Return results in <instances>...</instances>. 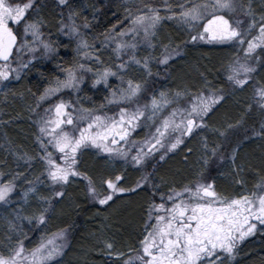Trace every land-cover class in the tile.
Returning <instances> with one entry per match:
<instances>
[{"label": "snow or ice", "instance_id": "obj_1", "mask_svg": "<svg viewBox=\"0 0 264 264\" xmlns=\"http://www.w3.org/2000/svg\"><path fill=\"white\" fill-rule=\"evenodd\" d=\"M59 6H69L68 0H58ZM243 8V5L239 6ZM37 9L36 0H0V83L8 81L15 73V79H20L19 68H27L28 63H20L13 67L16 58L28 52L43 50L42 54H52L55 49L52 43L45 41L42 28L43 21L34 20L32 13ZM238 10L236 0H211V2H193L181 5V11L173 17L185 25L203 28V33L193 35V41L232 43L239 46L244 53V62L237 61L225 69V76L229 82L239 88L249 85L250 74L255 69L247 63L248 57L256 49L264 50V16L257 24L251 5H248L245 15L252 16V23L246 29L241 28L243 21H233V14ZM130 27L117 35L128 37L133 41L121 40L116 43L114 51L120 63L116 71L105 67L102 71L93 72L92 67L79 64L84 71L93 72V86L103 84L109 87L108 79L127 74L132 64L142 68L146 75H151L149 58L137 59L134 52L129 53V60L121 59L124 49H135L140 37L149 47H155L152 38L156 35V28L162 17L155 9H149L142 14L129 18ZM71 20V15L69 16ZM12 25L23 28L24 39L18 43L20 32ZM87 27V24L84 25ZM256 29V31H254ZM61 31H66L70 37L81 35L75 23L63 25ZM78 53L83 51L86 59L94 57V49L86 39L81 37L77 44ZM15 50V51H14ZM178 54V53H176ZM172 52L165 51L158 58V63L168 65ZM96 62L99 57H94ZM67 76L57 80L54 87L45 90L39 97L40 101L48 100L52 95L63 89L79 90L81 76L72 68H64ZM123 85L119 93L113 92L112 102L118 103L119 109L115 116L83 113L74 115L77 110L63 100L46 108L44 115L37 121L39 136L37 141L41 148L40 162L44 168L43 175L50 182L53 198L66 195L64 186L74 182L73 178L83 181L87 186V193L91 199L100 205H109L118 193L135 191L122 186V175L109 174L99 182L92 175L80 168V157L83 150L95 148L111 158L129 161V152L120 146L131 145L135 154L131 156L134 166L141 165L146 158L155 157L164 160L167 153L174 151L183 137L190 136L196 128H206L205 117L215 114L216 106L224 100L222 90L207 92L201 90L190 93L187 90L166 93L161 91L153 94L149 99L145 96L142 81L119 76ZM255 104L264 116V85L255 89ZM141 100H147L141 104ZM39 103L37 107H39ZM72 108V111H69ZM252 110V106H248ZM150 122V123H149ZM142 127H149V132L141 143L130 140L133 132ZM228 127H233L229 124ZM216 131H219L218 129ZM264 133V123L261 124ZM221 136L226 135L220 132ZM205 152L203 165L210 163L217 155V146L209 147L204 142ZM25 158V157H22ZM31 159V158H27ZM235 162V153L232 156ZM0 175H3L0 173ZM20 173H16L19 176ZM43 183V181H41ZM31 183V181H29ZM15 177L9 176L5 181L0 179V203H9V197L15 190ZM137 187H142L138 182ZM259 193L243 195L239 198H224L211 183L192 179L179 190L169 188L168 192H152L153 200L149 202L148 221L145 231L138 241L136 255L128 254L123 264H229L234 257L237 243L253 234L258 226H264V183L258 186ZM156 186H154V189ZM37 188L30 187L23 193L28 200L30 194H36ZM159 195V203L155 197ZM42 203L37 206L38 215L27 217L31 222L35 219L41 225H47L48 207L51 200L42 197ZM17 213V219H24ZM10 232L16 231V226L9 222ZM66 229L53 233L48 239H42L38 246L26 249L23 241L18 240L13 246L9 243L5 253L0 254V264H52L57 256L62 254ZM9 242L11 236L8 237ZM112 249L111 243L107 244Z\"/></svg>", "mask_w": 264, "mask_h": 264}, {"label": "rangeland", "instance_id": "obj_2", "mask_svg": "<svg viewBox=\"0 0 264 264\" xmlns=\"http://www.w3.org/2000/svg\"><path fill=\"white\" fill-rule=\"evenodd\" d=\"M111 1H114V3H112L113 6L118 5V7L122 9V12L120 13V21L114 28L97 35V33L91 30V18H89L87 14L88 9L90 8V4H85L83 0H68V4L71 5V7H69L67 5L59 6L58 0H36L37 9L32 13V17L34 20L43 21V38L45 39V41H49L52 43L55 52L52 54H42L43 50L41 49L40 51L28 52L20 55L18 58H16V62L13 64V67H18L20 63H28L29 65L27 68H19L20 79H15V73H13L12 77H10L8 81L0 83V148H2V151H4L5 153H9L12 156V160L15 161V165H18L19 168H21L23 165H27L28 161L30 162V159L27 158L30 157L24 153L9 148L8 138L16 136L17 132L12 130L7 131V137H5V132H3V130L5 127L4 125H7V122L6 124H4L3 116L7 110L15 107L13 105L16 104L18 106V103H16L17 100L21 101L22 97H19L20 95L11 94L14 92V90H18L20 85H24V89L29 90V85L34 84V87L36 89L42 81H45V86L40 88L39 93L31 98L28 108L23 102L22 107L19 108L22 109V114L24 116L27 112V115L29 117L28 120L30 121V125H32V128L35 132L34 144L36 145V148L38 149V153L40 155L41 148L37 141V137L39 136V127L37 121L41 116L44 115V111L46 108L50 107L54 103L59 102L60 100H63L66 104L74 107L77 110L74 115L77 116L80 115V110L82 109L88 110L87 112L83 113L84 115L93 113L97 115L115 116L118 113L120 105L118 103L112 102L113 92L115 91L119 93L120 88L124 86L119 76H123L125 81L128 78H134L142 81L145 88V96L149 99L154 93L158 95L161 91L173 94L177 91L183 90H187L188 92H190L189 89L184 88L174 89L167 84L169 83L168 81L166 82V85L164 83L161 84V82L163 81V73L166 65L158 63V58L160 57L161 53L165 51V49H167V51L169 52H172V58L169 60L168 65L172 61L174 62L183 60L185 58V52H187L188 49L190 50L189 52L196 51L207 54L213 51L221 52L222 57L220 59V66L222 71L220 72V74L222 75L221 78H223V80L217 78L213 79L216 80L215 82L219 85H226V88L222 91L224 94L226 92L229 93L227 95H224L223 101H226V99L228 98L230 99V101H237V99H242L243 95L241 94V92L247 89L251 92L253 99L250 103V105L252 106V110L255 109L259 111L255 104V89L260 86L255 81V76L258 73L260 63L262 62V49H256L252 56L248 57L247 63H249L255 69V71L250 74L251 79L249 80V85H245L244 88H239L227 80L225 76V69L229 65L235 64L237 61L244 62V53L243 51H241L240 47L238 45L234 46L232 43L207 42L206 40L199 39L193 41L191 39L193 35L203 33V28L199 27V24L201 22L197 21V26L193 27L191 25H185L175 18H171L173 17L174 13L178 14L181 11V5H188L190 0H95L94 3L96 2L99 4L100 2L107 3ZM193 2H211V0H193ZM236 2L238 5V10L235 14H233V21H243L244 23L241 24V28L246 29L248 25L252 23L253 17L245 15L248 5H251L257 24L260 22L261 16H264V0H236ZM240 5H243L244 7L240 8ZM46 9L50 10L49 13L54 18L53 22H55V25L51 29H49L46 22L40 16L41 12L45 11ZM149 9H155L162 17L156 28V35L152 38V42L155 47H149L145 43V41H143L140 37H137L136 39L139 40V44L137 45V47L134 50L130 48L124 49L121 53V59L125 61L129 60L128 54L131 52L135 53L137 59L149 58L152 74L150 76L146 75L142 68H140L136 64H132L131 67L128 68L126 75L124 73H120L119 76L109 77V87H105L103 84L93 86V72L102 71L105 67L112 68L113 71L117 70L116 66L120 63V59L117 58V54L114 51L116 43L121 40H127L129 43L133 42L129 40L128 37H121L117 34L130 27V17L137 14H142ZM70 15L71 20H69ZM73 22L77 26V30L81 35H73L70 37L69 35H67L66 31L62 32L61 28L63 25H68ZM169 23L172 24V31L174 32L173 34H176L177 36L182 38L181 42L177 43L176 45L174 44L173 46L167 44V41L161 42V40H158L159 31L162 30V26L165 24L168 25ZM85 24H87V27L84 26ZM12 27L14 28V30H18L20 32V36L18 37L19 43L24 39L23 28L17 25H12ZM254 31H256V29H254ZM81 37L86 39L88 43L92 45V49H89V51H92L94 49V57H99L100 62H96L94 57L86 59L83 55V51H80L78 53L77 44ZM187 46V51H185V47ZM188 54L190 55V53ZM81 63L85 64L86 67H92L93 72L81 70L79 68V64ZM46 66L50 68L48 77H44V75L42 76L40 74L38 75L34 72V70H41ZM64 68H72L77 72L78 76L82 77L79 90L63 89L58 93L52 95L48 100L40 101L39 97L45 93L46 89L54 87L57 80H63L66 78L67 73L64 71ZM33 74L36 77L34 78V80H30ZM84 90H100L104 94V99L101 102L97 103V105H93V108H91L90 106L88 107L89 98L88 96L84 95ZM207 90L208 89H205L203 91L207 92ZM83 97L85 100L82 99ZM223 101H221L220 104H222ZM146 102L147 100L140 101L141 104ZM38 103L40 105L39 107H37ZM217 107L218 105L216 106V108ZM69 111H72V108H69ZM210 114L213 115L212 113ZM233 118H238V122L241 120L240 123H237V125L232 120ZM212 120L220 122L222 125L227 126V128L230 129V134L234 133L235 131L239 132L241 130H245L243 121L239 117L237 111L235 112L226 110L221 112L217 110L212 117H205V123L207 124L206 128H196L193 130L192 135L183 137V143H181L174 151L168 152L164 160H158L160 153H156L155 157H148L141 165L134 166L131 163V156L135 154V149L132 148L131 145H124L123 142L120 146L124 147L125 150L129 152L128 162L119 158H111L107 154L102 153L95 148H87L84 149L83 152H92L96 160H101L104 163V167L106 168L107 173L113 174L114 172H116V174L118 175L125 172L129 174L137 173V176L138 174L139 176L137 177V179H135V187H137L138 182L142 185V187H152L153 182L151 181L150 176H148V174L144 172V168L153 160H155L156 163L166 161L176 151L183 149L182 151L184 153L190 154L191 150L193 151V153L196 152L198 156L197 161L201 164V166L203 165L202 158L205 152V148L203 145L205 140H207L209 147H212L213 145H211V143L209 142L210 139L215 138L216 140H219L221 137V129L217 125H215ZM229 124L233 125V127H228ZM237 128H241V130H238ZM217 129L219 131H216ZM252 131L253 132H251L250 138H248L249 141L244 145V148L248 149V153L249 151H252V143H258L259 140L257 137L260 136L261 127L256 128ZM148 132L149 127H142L141 129H137L136 132L132 133L130 140L137 144L141 143L142 141H144ZM220 149L221 148H217V155L211 159L208 165L202 166L204 172L201 173L197 178L201 182L213 184L214 179L211 180L212 177L220 178V176H222L220 174H214L215 176H213V173L218 168L217 164L222 163L223 158L226 157L227 151L225 150V148L222 150ZM237 149H239V146H237L236 150ZM236 150L235 153L242 149L237 150V152ZM242 153L243 152L241 151L240 155H242ZM253 153L254 155H256V152ZM227 160L234 164V166L232 165V167H235V173L237 171L236 174L238 176L235 196L228 199L239 198L243 195H252L259 193L258 186L264 183V179L260 178L253 185L248 186L246 176L244 174V171H242L243 167L240 159L235 158V162H233L232 156H229V159ZM38 163L40 164L38 171L32 170L28 175H22L21 173H23V171L18 172L21 174L19 176H16L15 173L14 177L16 187L9 197L10 202L7 204L0 203V236L4 234V229L6 233L5 239L8 242L6 246H2V248H0V254H3L7 251L9 243L15 246L17 241L20 240L23 241L26 249H32L38 246L42 239H48L52 236L53 233L59 232L55 231L52 233H47L46 235L42 233V230H45L44 225L39 224L35 219H32L30 222L27 217L38 215L37 206L42 203L41 198L48 197L51 200V206L54 203L52 208L51 206L48 207L49 212L50 209L52 211V223L58 224L61 221L69 218V204L71 201L69 197V188L70 190L76 188L75 190H77L81 200H84L85 202L87 199V201L91 203L92 206L91 210L88 212L90 216L88 218V221L93 222L92 226L95 227V229L99 230L96 234V239H94L92 242L93 246L90 252V260H97L98 257H104L106 255H112L114 256V259L118 258L120 256V251L115 252L113 250L114 243L112 241V238H110L109 236L111 228L108 226L109 224L106 223L107 218H105L104 216L105 212H100L101 209H99V207H101L102 205L93 201L88 195L86 183L83 181H79L77 178H73L74 182L64 186L66 195L62 198H53V189L50 182L46 180V176L42 174L44 172V168L40 162V159ZM0 173L3 174L0 175V179L6 181L9 177V174L8 176L5 175L1 170ZM129 174H127L126 176H129ZM29 181H31V183H29ZM41 181H43V183ZM150 182H152L151 185ZM33 186L37 188V193L30 194L29 199L25 200L23 193ZM154 202H160L159 195L155 197ZM17 213L25 218L17 219ZM47 216L49 217L48 212ZM9 222L15 224L16 231H9ZM99 222L105 224L102 229L98 226ZM1 226L4 228L2 229ZM65 229L67 231L65 233L64 239L58 241V243L63 244L62 254L60 256H57L52 264H62L63 262H66L61 260L69 261L70 254L67 253V251L70 248V233L69 229ZM257 229L262 230L263 226H258ZM251 235L252 234L248 235L245 239L237 243L234 257L229 261V264L235 261L237 250H239L240 245ZM9 236H11L10 242L8 240ZM108 243H111L113 245L112 249H109L107 247ZM134 255H136V253L133 254V256ZM124 259L126 258H123V260L116 264H123Z\"/></svg>", "mask_w": 264, "mask_h": 264}, {"label": "trees", "instance_id": "obj_3", "mask_svg": "<svg viewBox=\"0 0 264 264\" xmlns=\"http://www.w3.org/2000/svg\"><path fill=\"white\" fill-rule=\"evenodd\" d=\"M83 1L85 4H90L87 14L89 18H91V30L97 33V35L109 31L119 23L122 9H120L118 5L113 6L112 3H114V1L107 3L100 2L99 4L96 2L94 3L95 0ZM49 12L50 10L46 9L41 12L40 16L46 22L49 29H51L55 25V22H53L54 18ZM173 33L172 24H165L162 26V30L159 31L158 40H161V42L167 41V44L171 46L174 44L176 45L182 41V38ZM187 48L188 46L185 47V51H187ZM189 51L188 49V51L185 52L186 54L183 60L172 61L169 65H166L161 84L164 83L166 85L168 81L169 83L167 84L174 89H189L191 93L205 90L209 87H211L213 91L225 89L226 85H219L215 82L216 80L213 79L217 78L223 80L220 74L222 71L220 66V59L222 57L221 52L213 51L207 54ZM188 53H190V55ZM261 56L262 62L255 76V81L259 86L264 85V50ZM49 69L50 68L46 66L41 70H34V72L38 75L40 74L42 76L44 75V77H48L50 73ZM32 76L30 80H34L36 77L34 74ZM44 86L45 81H42L36 89L34 84L29 85V90H25V86L20 85L18 90H14V92L11 93L20 95L19 97H22V99L21 101H16L19 107L15 104L13 105L15 107L10 108L4 114V124L7 122V125H4L3 132H5V137H7V131L12 130L17 132L16 136L8 138L9 148L24 153L31 159L30 162L28 161L27 165L22 166L23 169L22 167L19 168L18 165H15V161L12 160V156L9 153H5L2 151V148H0V170L7 176L8 174L9 176H15V173L22 171V175H28L32 170L38 171L39 169L40 164L38 163V157H40V155L34 144L35 132L32 125H30L27 112L24 116L22 114V109L19 108L22 107V102L25 103L28 108L31 98L37 95L40 88ZM83 92L84 95L89 98L88 107L90 106L93 108V105H97V103L104 99V94L100 90H84ZM228 93L229 92H226L224 95ZM241 94L243 95L242 99L230 101L228 98L226 101H223L222 104L218 105L216 109L221 112L226 110L237 111L239 117L243 121L244 131L241 130V128H237L241 131H235L230 134V129L227 128V126L212 120L213 123L221 129V132L226 133V135L221 136L219 140L214 138L215 140L210 139L209 141L211 145L221 148L220 150L225 148L227 151L226 157L223 158L222 163L217 164L218 168L213 173V176L220 174L224 177H212L211 179H214L213 185L216 191L220 193V195H223L224 198L234 197L237 190V171L235 173V167H232L234 164L227 160L229 156H233L237 146L242 150L237 149L239 150L238 152L236 150L237 153H235V158L240 159L242 163V171H244L246 176L247 185H253L260 178L264 179V133L260 131V136L257 137L259 140L258 143H252L253 148L251 149L253 152H256V155H254L252 151L248 153V149L244 148V145L249 141L248 138H250V134L253 132L252 130L261 127V124L264 123V116L259 115V111L255 109L251 111L248 110V106L253 100L249 90H243ZM82 99H84V97ZM209 116L212 117L213 115L210 114ZM232 120L236 124L241 121L238 122V118H233ZM182 150L183 149L176 151L166 161L156 163V161L153 160L144 168V172L150 176L153 182V184L150 182L152 187H135V179L139 176V174L137 176V173L129 174L125 172L119 174L125 178L121 181L123 187L127 189L135 188L136 190L118 193L113 198V201L109 202V205H102L99 207V209H101L100 212H105L104 216L107 218L106 223L109 224L108 226L111 228L109 236L114 243L113 250L115 252L120 251V256L118 258L114 259V256L106 255L104 257H98L97 260H90V252L93 246L92 242L96 239V234L99 231L92 226L93 222L88 221L90 217L88 212L91 210L92 205L87 199L85 202L81 200L77 190H75L76 188L71 190L69 188V197L71 199L69 204V218L58 224L52 223L53 215L50 209V212L48 210L49 217L47 225H44L45 230H42V233L47 235V233L60 231L61 229H69L70 248L67 251V253L70 254L69 261L61 260L66 261L62 264H116L123 260V258H126L128 254H135L138 241L144 235L145 223L148 220L149 202L153 200L151 195L153 190L157 189L158 192H166L169 190L170 186L179 189L190 180L197 179L198 176L204 172L201 164L197 161L198 156L196 152L193 153L191 150L189 154L184 153ZM241 151L243 152L242 155H240ZM83 153L84 154L80 157L81 163L79 166L82 170L93 176L99 187L100 180L112 173H107L104 163L101 160H96L92 152L84 151ZM114 174H116V172H114ZM127 174H129V176H126ZM153 185L156 186L155 189ZM104 225L105 224L102 222L98 223L101 229ZM3 228L4 227H2V229ZM3 231L4 234L0 236V248L8 244L5 239V230L3 229ZM230 264H264V226L262 230L257 229L248 239L244 240L239 250H237L235 261Z\"/></svg>", "mask_w": 264, "mask_h": 264}, {"label": "water", "instance_id": "obj_4", "mask_svg": "<svg viewBox=\"0 0 264 264\" xmlns=\"http://www.w3.org/2000/svg\"><path fill=\"white\" fill-rule=\"evenodd\" d=\"M2 63V62H1Z\"/></svg>", "mask_w": 264, "mask_h": 264}]
</instances>
